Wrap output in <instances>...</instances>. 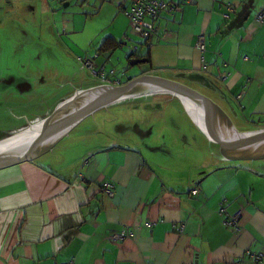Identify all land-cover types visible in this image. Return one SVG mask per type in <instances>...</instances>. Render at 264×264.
<instances>
[{
  "label": "crops",
  "instance_id": "1",
  "mask_svg": "<svg viewBox=\"0 0 264 264\" xmlns=\"http://www.w3.org/2000/svg\"><path fill=\"white\" fill-rule=\"evenodd\" d=\"M166 1L177 8L156 21L140 52L144 67L122 80L112 58L129 65L128 51L103 43L127 30L130 0H45L53 20L72 21L64 18L72 5L107 19L97 45L64 40L75 57L98 58L122 82L160 69L203 71L222 83L247 123L264 125V17L256 18L264 0ZM104 181L114 185L111 197L100 189ZM220 207L241 212L238 228L224 224ZM245 250L264 253V175L248 169L217 168L177 193L140 152L118 146L88 150L52 171L30 161L0 168V264H233Z\"/></svg>",
  "mask_w": 264,
  "mask_h": 264
},
{
  "label": "water",
  "instance_id": "2",
  "mask_svg": "<svg viewBox=\"0 0 264 264\" xmlns=\"http://www.w3.org/2000/svg\"><path fill=\"white\" fill-rule=\"evenodd\" d=\"M9 75L25 82L1 94L0 168L30 161L52 171L118 146L140 152L177 193L217 168L264 175V125L247 123L222 83L179 69L100 80L60 41L45 0H0V77Z\"/></svg>",
  "mask_w": 264,
  "mask_h": 264
},
{
  "label": "built area",
  "instance_id": "3",
  "mask_svg": "<svg viewBox=\"0 0 264 264\" xmlns=\"http://www.w3.org/2000/svg\"><path fill=\"white\" fill-rule=\"evenodd\" d=\"M191 0H181V2H190ZM177 3H170L166 0H130L128 8H124L123 12L128 18V24L132 30L142 39L141 42H135L131 40L128 34L125 32L118 41L119 46H126L127 51L131 54H138L142 49L148 47L149 38L155 34L158 30L156 21L163 13H168L176 9ZM264 13L257 14V19H262ZM196 47L204 51L205 49V34L199 33L196 40ZM80 63L91 70L93 76L100 80L107 81L111 84H122L123 82L119 77L114 76V71H104L100 67L97 71L92 70L94 65L93 61L89 58L80 59ZM114 185L111 182L104 181L100 184V189L109 197L113 195ZM198 192L197 189H193L191 193L195 195ZM219 214L223 216V222L225 225L238 228L239 220L241 218V212L237 211L233 214H229L224 207L219 208ZM125 233H114L111 236L113 241H117L125 237ZM264 259V253L251 252L245 250L240 259L233 262V264H245L247 261H251L253 264L260 262ZM60 264H75L73 261L62 262Z\"/></svg>",
  "mask_w": 264,
  "mask_h": 264
},
{
  "label": "rangeland",
  "instance_id": "4",
  "mask_svg": "<svg viewBox=\"0 0 264 264\" xmlns=\"http://www.w3.org/2000/svg\"><path fill=\"white\" fill-rule=\"evenodd\" d=\"M60 12H63L59 10ZM87 11V10H86ZM51 21L54 26V29L56 31V34L60 41L63 43L64 40L67 43H72L74 45H85L89 42L95 43L92 45H97L99 42V36H103L105 31H109L110 25L107 23V19L104 18L101 15H92V14H86L80 13L81 10L78 8V6H70L68 7V12H71V15H65V19H69L72 21H65L62 19L54 18L51 11ZM62 14V13H60ZM127 32L129 38L135 42H141L142 39L132 30V28L128 24L127 20V30L124 31ZM64 44V43H63ZM122 46H118L117 48H120ZM93 49V47H90ZM122 48L128 50L126 46H123ZM86 49V46H85ZM89 49V48H87ZM92 51V50H91ZM78 53V52H77ZM82 55V54H81ZM91 55V54H88ZM79 62L80 59H86L89 58L88 56H80L75 57ZM93 61L94 65L92 67V70L97 71L99 69V64L97 63L98 58H89ZM112 63L116 68H113L115 70V73L119 74L122 78V80L129 77V75L133 72H136L138 68H143L144 66L142 64H136L134 66H129L128 62L126 61V58H122L119 61H117V58H112ZM85 69L91 73V70L85 67ZM109 66L107 70H109ZM134 71H133V70ZM121 70H125L123 75H121ZM92 74V73H91Z\"/></svg>",
  "mask_w": 264,
  "mask_h": 264
},
{
  "label": "flooded vegetation",
  "instance_id": "5",
  "mask_svg": "<svg viewBox=\"0 0 264 264\" xmlns=\"http://www.w3.org/2000/svg\"><path fill=\"white\" fill-rule=\"evenodd\" d=\"M25 82V80L24 79H22V80H16V78H15V76H13V75H9V76H6V77H0V84L1 83H3V84H5V85H7L8 87H6V88H1L2 86H0V99H2V95L1 94H3V96H4V99H5V97H6V89H16V94H18L19 92H18V89H19V87H21V85L23 84ZM14 91V90H13ZM8 99V98H7ZM5 101V100H4ZM1 133V132H0Z\"/></svg>",
  "mask_w": 264,
  "mask_h": 264
},
{
  "label": "trees",
  "instance_id": "6",
  "mask_svg": "<svg viewBox=\"0 0 264 264\" xmlns=\"http://www.w3.org/2000/svg\"><path fill=\"white\" fill-rule=\"evenodd\" d=\"M118 46H119L118 42L109 41V42H104L103 43V49L104 50H107V49L109 50V49H112L113 47H118ZM145 49H147V48H145ZM142 56H147V53H145L144 55L142 54ZM142 56H141V53H138V54L129 53L128 60H130L131 58H139V57H142Z\"/></svg>",
  "mask_w": 264,
  "mask_h": 264
}]
</instances>
